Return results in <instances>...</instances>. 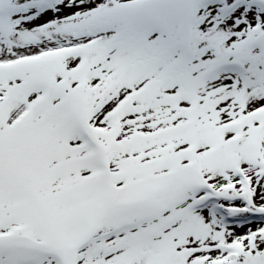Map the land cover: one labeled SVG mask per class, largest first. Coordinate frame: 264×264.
Instances as JSON below:
<instances>
[{
    "label": "snow or ice",
    "instance_id": "obj_1",
    "mask_svg": "<svg viewBox=\"0 0 264 264\" xmlns=\"http://www.w3.org/2000/svg\"><path fill=\"white\" fill-rule=\"evenodd\" d=\"M0 264H264V0H0Z\"/></svg>",
    "mask_w": 264,
    "mask_h": 264
}]
</instances>
